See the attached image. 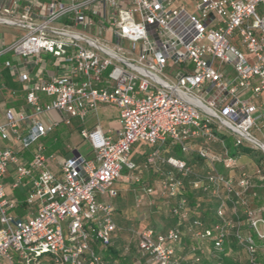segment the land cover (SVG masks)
<instances>
[{
	"label": "built area",
	"instance_id": "1",
	"mask_svg": "<svg viewBox=\"0 0 264 264\" xmlns=\"http://www.w3.org/2000/svg\"><path fill=\"white\" fill-rule=\"evenodd\" d=\"M0 24L23 31L0 57H34L42 66L48 55L56 68L48 80L19 74L30 108L8 110L0 124V139L9 146L0 149V264L15 258L23 264H107L102 251L112 246L116 209L102 197L117 198L115 185L124 177L141 181L130 160L139 142L179 147L202 160L206 171L197 176L188 160L162 159L172 170L161 182L162 196L175 201L170 216L218 252L235 231L249 263L262 264L254 235L264 253V217L245 199L251 178L243 172L236 188L217 165L237 166L227 135L237 151L249 148L264 157V137L257 136L264 122V0H0ZM41 94L51 101L43 103ZM101 103L119 107L120 129L110 135L99 126L82 129L92 156L61 158V176L54 174L47 162L56 158L46 155L41 141L61 124L83 121ZM198 139L203 145L196 150ZM215 144L223 156L211 151ZM32 147L27 162L23 153ZM157 159L159 149L147 163ZM256 174L264 185L262 171ZM185 182L219 201L221 222L206 227L193 218ZM7 187L14 193L8 195ZM230 204L233 218L226 214ZM182 237L180 227L165 234L145 229L138 234V255L148 264H182L174 247Z\"/></svg>",
	"mask_w": 264,
	"mask_h": 264
},
{
	"label": "crops",
	"instance_id": "2",
	"mask_svg": "<svg viewBox=\"0 0 264 264\" xmlns=\"http://www.w3.org/2000/svg\"><path fill=\"white\" fill-rule=\"evenodd\" d=\"M3 27L4 26L0 25L1 29H3ZM11 30L12 32L10 33L3 32L2 30H0V50L4 46L12 44L16 39H18L23 34V31L20 29L16 30L12 28ZM19 32L22 34L19 35L20 34ZM43 59L46 62V64L40 66V65H34V60H35L34 57L25 58V57H18L13 54H6L0 57V124L4 123L5 114L8 110H14L16 112H20L24 110H29L30 108V106L27 103L28 90L26 84L22 83L19 80V74L27 72L28 74L35 77L36 80H48L51 77V75L54 74L56 68L53 65V61L51 57L48 55H43ZM8 64H10V66L15 71H13L12 68L8 66ZM40 97L43 103H49L51 101V99L46 97L45 95L41 94ZM116 109L119 110V107L115 104L101 103L98 105L97 110L89 114L83 121L74 119L72 124L69 126L65 124L59 125L53 132H51L46 138H44L41 141V144L45 148L46 155L48 156L54 155L56 158L55 161L49 160L47 162V168L50 171H52L54 174L61 176L58 166V160H60L61 158L72 157L74 155H77L78 152L83 156H88V157L92 156L91 148H89L87 155H84L79 151L78 141L80 138L83 139L81 136V130L93 129L95 126H99L101 131L105 135L116 133L121 127L120 112L117 113L118 115L116 117L114 113ZM100 112H102V115L106 117L105 119L108 120L112 119V120L109 123H106L105 125H101L100 123L96 122L94 118L98 116ZM52 117L56 118L57 115L52 114ZM226 138L230 139L233 149H231V147L227 145L226 147L232 153H234L233 151L235 148H234L233 137L226 136L225 142H226ZM137 144L138 143H136L132 148L130 160L136 163L137 170L135 171V175L140 177L141 181L139 183H135V182L127 181L126 178L124 177L122 180L118 181V183L123 184V187L118 191L119 195L117 198L111 199L106 196L102 197L103 202L114 205L116 211L114 213L113 219L117 225V231L113 234L112 246L108 250H104L106 253L105 256L109 261H115L122 264H140L136 260L138 259V234L144 231L145 229H154L149 224V226L143 227L140 231L137 232L134 227L135 225H138L137 222L143 221V222L153 223V221H155V216L160 220L164 213L159 212L161 207V206L159 207V205L166 204L170 209V207L175 202L173 200H169L166 197L162 196L161 182L163 179V174L165 172L172 171L171 168L166 163L162 162V159L168 157H176L191 162V159L195 158L183 154L182 151H179V149H177L179 147H169V146L159 147L158 145H151V144H149L148 146L146 145V147L141 148L140 151L137 152V148H136ZM202 145H203L202 140L198 139L194 143V149L197 150L200 147H202ZM6 146L0 147V149L5 148ZM215 146H221V145L219 144L212 145L211 151L219 157L223 156V154H217L214 152ZM156 149H159V154L161 159H157L154 162V164H148L147 158L149 157L150 153ZM34 151L35 148H32L29 151L24 152L23 158L27 162H30L32 160V153ZM241 157L240 156L237 157L236 168L229 170L224 168L222 164H219L223 166L226 172H222L221 170H219V165H217L218 171H220L222 174H224L225 176L231 179H233L232 176L233 171L237 168L241 172V175L243 172L249 173L248 169H246L247 167L243 165V163L245 162L242 160ZM251 164L253 167L254 166L256 167L254 163ZM248 167L250 168L249 165ZM258 169L259 168L256 167L255 172ZM124 172L125 173L123 175L126 176L128 174L127 170H124ZM256 179L258 180L260 185L263 186V181L261 180L260 176L257 175ZM238 181H236V186H235L236 188L238 187L237 186ZM251 183L253 187L251 189V192L248 194L254 192L253 189L255 185L252 178H251ZM149 188L154 190L152 194L147 193L146 190ZM133 191L143 194V197L145 198V202L141 205L143 209H139V216H138L139 218L134 215V213L132 212L133 210H129L127 216L126 215L124 216V213H122V207H125V203L131 197ZM166 216H168V218H170L173 222H175V225L170 226L169 223H167V225L162 224L163 229L160 230V233L163 234L167 233L169 230L176 228L178 226V221L176 219H174L173 217H169L170 214L169 215L167 214ZM160 222H162V220H160ZM129 231L135 233L137 232L136 244L134 245L133 248L130 245L124 246L122 248L120 247L119 244L122 238V234L124 232H129ZM181 248L184 250L186 249L183 244L181 245ZM142 264H148V263H142Z\"/></svg>",
	"mask_w": 264,
	"mask_h": 264
},
{
	"label": "rangeland",
	"instance_id": "3",
	"mask_svg": "<svg viewBox=\"0 0 264 264\" xmlns=\"http://www.w3.org/2000/svg\"><path fill=\"white\" fill-rule=\"evenodd\" d=\"M2 25V24H0ZM4 26L3 29L0 28V30H2L3 32H12V27H9V26H6V25H2ZM9 27V28H7ZM13 29H16V28H13ZM16 30H19V29H16ZM20 33V32H19ZM22 33H20L19 35H21ZM8 37V36H7ZM9 40V39H8ZM32 59V58H30ZM108 107V106H107ZM120 112V109L119 110H115V116L117 117V113ZM106 117H104V115H102V112H100L98 114V116H96L94 118V120H96V122L100 123L101 125H105L106 123H109L111 120H108V119H105ZM113 118V117H112ZM91 122V121H90ZM79 136V135H77ZM257 136L262 138L264 137V122L260 124V131L257 132ZM228 137V135H227ZM200 143V142H199ZM6 142L1 140L0 139V147H4L6 146ZM146 145L148 146L149 144L148 143H145V142H139L136 146L137 148V152L140 151L141 148L143 147H146ZM226 145L231 147L232 148V145H231V141L229 138H226ZM6 147H9L8 145ZM17 146H12V149H15ZM78 148H79V151L84 154V155H87L88 154V151H89V148H90V143L86 140H83V139H79L78 141ZM135 148V149H136ZM180 150V148H177ZM214 152L217 153V154H222L223 152V148L221 146H215V149H214ZM237 157H241L242 160L245 162L243 163V165H245L249 171V173H247L253 180L254 182V189L253 191L256 192L257 196L254 197L253 196V192L251 194H247L245 196V199L249 202V204L251 205V207L257 212V214H259L261 217H264V185L261 186L260 183L258 182V180L256 179V172H255V168H259L261 171H262V174L264 175V157L262 155V153L260 151H252L250 153H245L243 151V149H240L239 151L235 150L233 151ZM250 161V162H249ZM251 163H254L256 165V167L252 166ZM191 164L193 165L194 167V170H195V173L197 176H203L205 174V171H206V167H204L202 161H200L199 159L197 158H193L191 159ZM248 165L250 166V168L248 167ZM242 166V165H241ZM219 170H221L222 172H226L225 169L223 168L222 165H219ZM123 174L125 173L124 170L122 172ZM10 172H8V176H10ZM232 176H233V180L235 181V186H236V181L239 180V178L241 177V172L237 169H235L232 173ZM123 187V184L121 183H116L115 185V188L119 191L121 188ZM134 188V187H132ZM6 192L8 195H11L14 193V191L12 190L11 187H7L6 188ZM16 194H20L21 193V190L19 191H15ZM205 193V192H204ZM206 195H200L199 198H198V201L199 203H201L202 205H204V208L206 209L207 208H210V205H211V201H213V195L211 193H205ZM145 202V198L143 197V194H140V193H137L135 191L132 192L131 194V197L128 199V201L125 203V207H122V213H124V216L128 215V211L129 210H133L132 212L134 213V215L136 217L139 216V209H143V207H141V205ZM144 206V205H143ZM161 206V207H160ZM141 207V208H140ZM145 207V206H144ZM160 207V210L159 212H163V216L161 217L160 220H162V222H160V220L155 216V221H153V223L151 222H143V221H138V225H135V230L138 232L140 231L143 227H147L149 226V224L157 231L160 232V230H162L163 226L162 224H166L169 223L170 226H174L175 225V222H173L170 218H168V216H166L167 214L169 215L168 213V210H169V207L168 205L164 204V205H159ZM226 209V214H227V217L228 218H233V211H232V205H227L225 207ZM239 210H240V214H241V219H242V224H243V228L245 230L248 229L247 227V224H246V217L244 215V212H243V209L241 207H239ZM158 211V210H157ZM197 211L195 210L194 211V215H196ZM211 213V214H209ZM207 216V218H206ZM205 216V219H207V224H208V221L209 219H212V212L207 210V214ZM170 217V216H169ZM139 218V217H138ZM215 218V217H214ZM182 231H183V243H184V246H185V250L182 249L181 250V254L182 256L184 257L185 254L187 255L186 256V260L187 261H190L188 260L190 257H189V253H188V247L193 245V244H196V243H200V242H197L190 234V232L187 230V227H185L184 225H182ZM123 232V231H122ZM136 232V233H137ZM135 232H124L122 234V238H121V241H120V247H124V246H127V245H130L132 248L134 247V245L136 244V241H137V234ZM202 245L205 247V252H204V257H205V262L206 263H211L212 260L214 258H212V255L210 253L213 252V250L211 249V243L209 241H206V242H202ZM222 252V251H221ZM221 252H218V254H220ZM216 253V254H217ZM102 255L105 257L106 253L105 251L103 250L102 251ZM214 255V253H213ZM236 255V254H235ZM236 257V260L240 261L242 264H245L246 262V258L247 256L244 255V253H237L236 256H234V258ZM261 262L262 264H264V256L262 257L261 259ZM3 263L4 264H10L8 263L7 261L3 260ZM12 264H23L21 263L19 260H17L15 258V260L13 261Z\"/></svg>",
	"mask_w": 264,
	"mask_h": 264
},
{
	"label": "trees",
	"instance_id": "4",
	"mask_svg": "<svg viewBox=\"0 0 264 264\" xmlns=\"http://www.w3.org/2000/svg\"><path fill=\"white\" fill-rule=\"evenodd\" d=\"M32 148H34V147H32ZM27 151H29V150H27ZM243 151L245 153L252 152V150L249 148H244ZM200 161H202V160H200ZM202 163H203V161H202ZM205 193H207V192H205ZM205 193L203 191L194 190L192 187H190V185L187 182H185V191H184L183 195L188 199V205L192 209L193 218L202 220L206 227H212V226L218 224L219 222H221L220 219H218V217H217V210L220 206V203L215 197H213V201H211L210 208L206 207V209H205L204 205H202L198 201L199 196L200 195H206ZM263 203H264V201H263ZM248 206L250 208H252L251 205L249 204V202H248ZM239 207H241L243 209V212H244L245 207L242 205H240ZM195 210L197 211L196 215H194ZM207 210L211 211L212 215H213L212 219H209L208 224L206 221L207 219H205V216L207 214ZM209 214H211V213H209ZM206 218H207V216H206ZM177 227L181 228L182 224L178 225ZM254 237H255V240L259 246L258 256L262 259V257L264 256V253L262 250V243L263 242L257 237V235H254ZM203 242H206V241H203ZM182 244L184 245L183 237L179 243L174 245L178 254L183 259L182 264H218V263H220V264H242L240 261L236 260V257L234 258V256H236L237 253L238 254L244 253V255H246V253L243 251V249L240 248V246L236 240L235 231H230L229 238H228V240H227V242L223 248V251L220 254L217 253V250L213 247V244L211 243V249L213 250V252L210 254L212 255V258H214L211 263L205 262V257H204L205 247L202 245V242L193 244V245L189 246L190 248L188 247V249H189L188 255L190 257L188 260H190V261L186 260V256H187L186 254L184 257L181 254V249H182L181 245ZM213 253H214V255H213ZM197 258L200 259L199 262H196ZM104 259L107 262V264H113L115 262V261H109L106 256L104 257ZM136 260L140 264L145 263L144 260L140 259L139 255H138V259H136ZM245 262H246L245 264H250L248 258H246ZM48 264H54V263L52 261H50ZM120 264H122V263H120Z\"/></svg>",
	"mask_w": 264,
	"mask_h": 264
},
{
	"label": "water",
	"instance_id": "5",
	"mask_svg": "<svg viewBox=\"0 0 264 264\" xmlns=\"http://www.w3.org/2000/svg\"><path fill=\"white\" fill-rule=\"evenodd\" d=\"M77 155H80V153L78 152Z\"/></svg>",
	"mask_w": 264,
	"mask_h": 264
}]
</instances>
